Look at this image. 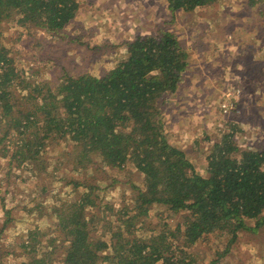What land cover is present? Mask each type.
Returning <instances> with one entry per match:
<instances>
[{"label":"trees","instance_id":"obj_1","mask_svg":"<svg viewBox=\"0 0 264 264\" xmlns=\"http://www.w3.org/2000/svg\"><path fill=\"white\" fill-rule=\"evenodd\" d=\"M219 1L164 3L173 13ZM247 2L259 3L264 13V0ZM79 5V0H0V23L12 17L25 29L39 27L52 37L67 38L63 30ZM249 64L252 68L258 60ZM188 66L178 37L159 28L126 42L125 55L103 74L73 73L60 66L55 81L29 85L8 48L0 44V140L8 141L1 157L9 166L38 159L49 144L63 139L70 145L65 154L75 170L99 157L111 168L130 163L143 176L141 186H131L133 214L117 218L116 227L107 228V238L94 235L95 217L85 213L87 206H96L92 194L62 202L53 211L57 230L48 236L49 250L38 255L26 249L37 237L35 230L29 233L31 241L22 244L27 264H196L187 249L200 239L226 231L231 243L240 231L261 229L264 150L240 149L231 134H223L212 143L202 175L184 151L167 140L165 112ZM259 66L257 79H262L264 62ZM154 204L183 213L182 223L137 235L133 219L146 217ZM177 237L181 244L174 245Z\"/></svg>","mask_w":264,"mask_h":264},{"label":"rangeland","instance_id":"obj_2","mask_svg":"<svg viewBox=\"0 0 264 264\" xmlns=\"http://www.w3.org/2000/svg\"><path fill=\"white\" fill-rule=\"evenodd\" d=\"M79 2L75 18L63 30L67 38L52 37L39 27L25 29L12 17L1 21L0 44L8 48L29 85L55 81L60 66L73 73L103 74L125 55L126 42L134 36L168 29L189 59L165 112L168 142L183 150L202 175L212 143L223 134H231L240 149L264 150V77L257 79L259 63L264 62V13L259 3L220 0L171 13L164 0ZM252 60L258 65L249 68ZM227 95L225 112L221 104ZM7 143L0 140V264H27L26 249L38 255L49 250L48 236L57 230L53 211L84 193L96 201L85 212L95 217V236L109 237L107 228L118 224L117 218L133 214L131 186H141L143 176L132 164L111 168L93 157L92 163L75 170L65 154L70 145L61 139L38 159L9 166L1 157ZM147 214L132 221L137 235L182 223L183 213L165 205H151ZM33 230L35 241L29 240ZM229 238L226 231H217L187 250L196 264H264V224L254 233L240 231L231 243ZM26 240L32 247H22ZM173 244H181L180 238Z\"/></svg>","mask_w":264,"mask_h":264},{"label":"built area","instance_id":"obj_3","mask_svg":"<svg viewBox=\"0 0 264 264\" xmlns=\"http://www.w3.org/2000/svg\"><path fill=\"white\" fill-rule=\"evenodd\" d=\"M228 95H230V94H228ZM228 95H227V98L225 99V101L222 102V104H221V108H222L223 111H225V112H226L227 110H229L228 106L230 105V102H229L230 98H228Z\"/></svg>","mask_w":264,"mask_h":264}]
</instances>
